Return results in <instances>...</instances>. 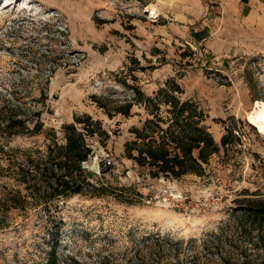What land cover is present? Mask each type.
<instances>
[{"label": "rangeland", "instance_id": "rangeland-1", "mask_svg": "<svg viewBox=\"0 0 264 264\" xmlns=\"http://www.w3.org/2000/svg\"><path fill=\"white\" fill-rule=\"evenodd\" d=\"M171 79L205 111L218 144L229 126L240 140L211 157L204 177L156 180L124 157L131 129L147 118L140 105L117 113L134 96L128 86L152 96ZM13 93L41 109L58 137L77 117L100 122L106 135L89 138L95 154L84 168L93 182L141 196L59 202V264H126L145 254L150 234L194 241L199 252L188 254H217L202 252L217 236L231 264H264L238 218L247 201H264V0H0V95ZM46 143L44 135L8 141L22 150ZM13 186L0 176V192ZM39 211L10 213L0 264H47L52 228Z\"/></svg>", "mask_w": 264, "mask_h": 264}, {"label": "trees", "instance_id": "trees-1", "mask_svg": "<svg viewBox=\"0 0 264 264\" xmlns=\"http://www.w3.org/2000/svg\"><path fill=\"white\" fill-rule=\"evenodd\" d=\"M124 85L128 86L127 82ZM128 87L134 96L118 107L117 113L130 116L133 107L140 105L144 106L147 118L142 127L131 129L133 138L125 144L124 157L152 179L204 177L211 157L219 154L221 148L240 141L234 136V127L229 126L218 144L206 125L205 111L197 102L182 98L183 89L175 79L167 81L152 96L136 85ZM34 101L41 103L43 99ZM34 107L14 93L0 97V176L15 183L0 192V229L9 227L12 211L29 214L39 209L52 228L47 264H59L57 249L62 224L59 202L74 196H105L133 204L141 196L131 188L115 189L102 181L93 182L84 168L95 154L89 138L106 135L100 122L90 116L77 117L73 123L63 125L62 137H58L54 130L45 129L43 111ZM20 135H44L47 143L44 148L26 150L9 147V139ZM241 211L238 218L251 238L248 244L264 249V201H247ZM233 245L229 244L234 248ZM141 246L138 251L145 254H130L126 264H208L214 259L219 261L216 264H231V254H219L225 245L217 236L209 244L204 242L202 248L205 252L214 247L217 254H188L193 250L199 252L194 241L186 243L162 234L144 236Z\"/></svg>", "mask_w": 264, "mask_h": 264}, {"label": "bare ground", "instance_id": "bare-ground-1", "mask_svg": "<svg viewBox=\"0 0 264 264\" xmlns=\"http://www.w3.org/2000/svg\"><path fill=\"white\" fill-rule=\"evenodd\" d=\"M255 118H256V124L259 126L260 125V119L257 116H255Z\"/></svg>", "mask_w": 264, "mask_h": 264}, {"label": "built area", "instance_id": "built-area-1", "mask_svg": "<svg viewBox=\"0 0 264 264\" xmlns=\"http://www.w3.org/2000/svg\"><path fill=\"white\" fill-rule=\"evenodd\" d=\"M107 164H108V165H111V161H110V160H108Z\"/></svg>", "mask_w": 264, "mask_h": 264}]
</instances>
